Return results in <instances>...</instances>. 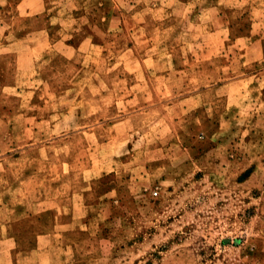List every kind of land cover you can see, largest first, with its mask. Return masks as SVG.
<instances>
[{"label":"rangeland","instance_id":"1","mask_svg":"<svg viewBox=\"0 0 264 264\" xmlns=\"http://www.w3.org/2000/svg\"><path fill=\"white\" fill-rule=\"evenodd\" d=\"M0 264H264V0H0Z\"/></svg>","mask_w":264,"mask_h":264},{"label":"crops","instance_id":"2","mask_svg":"<svg viewBox=\"0 0 264 264\" xmlns=\"http://www.w3.org/2000/svg\"><path fill=\"white\" fill-rule=\"evenodd\" d=\"M100 178H101V177H99L98 179H100ZM89 188H90V187H86L85 189H86L87 191H89ZM86 190H85V191H86Z\"/></svg>","mask_w":264,"mask_h":264}]
</instances>
